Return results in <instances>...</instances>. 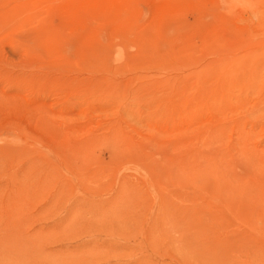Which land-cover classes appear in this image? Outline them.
<instances>
[{"label":"rangeland","instance_id":"374dc122","mask_svg":"<svg viewBox=\"0 0 264 264\" xmlns=\"http://www.w3.org/2000/svg\"><path fill=\"white\" fill-rule=\"evenodd\" d=\"M0 264H264V0H0Z\"/></svg>","mask_w":264,"mask_h":264}]
</instances>
